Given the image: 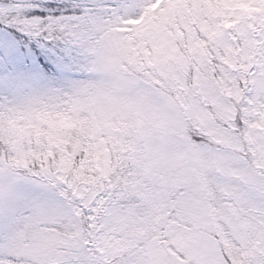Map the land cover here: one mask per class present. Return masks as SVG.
<instances>
[{"label":"snow or ice","instance_id":"1","mask_svg":"<svg viewBox=\"0 0 264 264\" xmlns=\"http://www.w3.org/2000/svg\"><path fill=\"white\" fill-rule=\"evenodd\" d=\"M0 264H264V0H0Z\"/></svg>","mask_w":264,"mask_h":264}]
</instances>
